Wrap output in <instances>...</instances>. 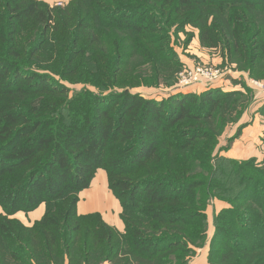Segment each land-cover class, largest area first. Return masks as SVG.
Listing matches in <instances>:
<instances>
[{
    "label": "trees",
    "instance_id": "1",
    "mask_svg": "<svg viewBox=\"0 0 264 264\" xmlns=\"http://www.w3.org/2000/svg\"><path fill=\"white\" fill-rule=\"evenodd\" d=\"M187 27L240 71L264 67V0H0V264H187L206 243L208 264H264L263 162L215 153L248 99L130 90L176 83ZM99 169L123 233L77 216ZM215 200L229 207L207 241ZM41 204L31 227L11 218Z\"/></svg>",
    "mask_w": 264,
    "mask_h": 264
},
{
    "label": "rangeland",
    "instance_id": "2",
    "mask_svg": "<svg viewBox=\"0 0 264 264\" xmlns=\"http://www.w3.org/2000/svg\"><path fill=\"white\" fill-rule=\"evenodd\" d=\"M61 6L56 4L52 6ZM170 45L178 55L182 68L177 73L176 83L172 86H140L130 88L132 93L141 94L145 98L157 101L167 99L170 95L176 94H199L209 89H220L223 92L237 91L248 99L247 109L241 114L236 123L225 126L222 134L218 138V144L215 153L221 157H237V161H247L252 158L263 162L264 166V67L259 65L252 74L246 71H240L235 65L223 61L221 56L213 50H205L200 47L197 38V32L187 27L183 32L172 35ZM201 66H210L217 68L221 77L218 82L209 84H195L187 89H178L176 87L178 74L184 69H194ZM70 89V95L73 93H83L88 91L93 94H99L98 89L86 84L64 83ZM145 84V83H144ZM118 91L120 89H117ZM226 203L215 200L206 211L208 222L207 241L211 240L214 227L212 223L213 214L216 215L221 209L228 208ZM208 244L195 249L193 254H189L190 259L187 264H208Z\"/></svg>",
    "mask_w": 264,
    "mask_h": 264
},
{
    "label": "crops",
    "instance_id": "3",
    "mask_svg": "<svg viewBox=\"0 0 264 264\" xmlns=\"http://www.w3.org/2000/svg\"><path fill=\"white\" fill-rule=\"evenodd\" d=\"M52 6L56 4H66L70 0H40ZM233 159H238L232 156ZM46 206L41 204L38 208L27 214L18 212L11 218L17 219L24 226L31 227L44 215ZM0 212L1 209H0ZM122 209L119 201L109 190L107 174L99 169L96 171L89 188L82 190L78 194L76 213L78 218H86L96 214L103 223L114 228L119 233L124 232V224L120 219ZM107 262V261H105ZM109 263V262H108ZM111 264V263H109Z\"/></svg>",
    "mask_w": 264,
    "mask_h": 264
},
{
    "label": "built area",
    "instance_id": "4",
    "mask_svg": "<svg viewBox=\"0 0 264 264\" xmlns=\"http://www.w3.org/2000/svg\"><path fill=\"white\" fill-rule=\"evenodd\" d=\"M221 73L217 68L210 66H201L194 69H184L178 74L176 87L178 89H187L195 84H209L218 82ZM100 264H109L103 262Z\"/></svg>",
    "mask_w": 264,
    "mask_h": 264
}]
</instances>
